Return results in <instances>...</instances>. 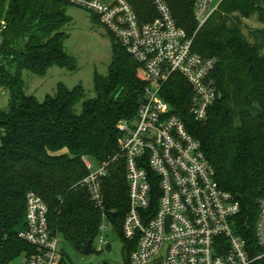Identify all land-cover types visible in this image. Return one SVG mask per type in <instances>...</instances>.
I'll return each instance as SVG.
<instances>
[{
	"label": "trees",
	"instance_id": "obj_1",
	"mask_svg": "<svg viewBox=\"0 0 264 264\" xmlns=\"http://www.w3.org/2000/svg\"><path fill=\"white\" fill-rule=\"evenodd\" d=\"M130 1L141 21L157 16L149 0ZM164 1L177 25L193 39L194 52L215 59L221 97L205 123L189 115L191 88L183 79L167 85L163 97L201 142L219 185L240 203L239 234L256 257L264 252L255 239L258 200L264 198V29L252 34L251 42L243 20L256 18L264 27V0H224L200 29L197 0ZM68 6L60 0H0V20L6 22L5 28L0 23V92L9 93L7 108L0 110V264L34 253L18 237L30 191L47 204L51 228L77 252L94 242L102 214L81 185L88 175L84 159L102 164L118 156L117 124L135 119L144 96L140 65L110 33L112 62L106 76L95 73V98L85 100L81 85L70 89L62 83L42 102L25 93L24 71L45 77L52 67L77 70L64 45V28L71 22ZM125 174L124 163L116 162L104 181L105 212L122 237L128 208ZM123 240L128 263L137 244ZM62 255L60 264H71ZM252 264H264V258Z\"/></svg>",
	"mask_w": 264,
	"mask_h": 264
},
{
	"label": "built area",
	"instance_id": "obj_2",
	"mask_svg": "<svg viewBox=\"0 0 264 264\" xmlns=\"http://www.w3.org/2000/svg\"><path fill=\"white\" fill-rule=\"evenodd\" d=\"M99 17L140 65L139 77L146 84L137 115L121 120L119 154L112 162L84 159L88 175L81 185L102 214L99 240L115 225L105 212L104 181L109 167L123 162L126 171L128 208L121 224L123 238L137 246L128 264H252L240 236L237 217L240 203L224 190L201 142L193 137L185 119L163 97L165 87L177 78L191 88L188 113L205 123L220 99L214 78L215 59L194 52L193 39L181 29L164 0H149L157 16L143 22L130 0H60ZM224 0H197L198 29L219 10ZM3 28L4 20H0ZM27 210L18 237L34 248L22 264H60V235L50 226L49 208L35 192L26 195ZM256 246L264 251V198L258 200ZM114 214V211L111 212Z\"/></svg>",
	"mask_w": 264,
	"mask_h": 264
},
{
	"label": "rangeland",
	"instance_id": "obj_3",
	"mask_svg": "<svg viewBox=\"0 0 264 264\" xmlns=\"http://www.w3.org/2000/svg\"><path fill=\"white\" fill-rule=\"evenodd\" d=\"M67 15L71 22L65 26L67 34L65 50L76 61V71L67 68L52 67L45 77L35 76L29 71L23 72L25 93L35 96L39 101H44L48 95L57 93L58 85L64 84L68 88L81 85L85 91V100L96 97L94 87L95 73L106 76L112 62L113 41L109 32L95 21L94 14L76 6L67 7ZM264 29L256 18L243 20L245 36L253 42L252 34ZM1 43V38H0ZM9 103V93L0 92V110H5ZM76 112H82L81 103L76 107ZM94 163V160L90 159ZM107 243L98 251L99 240L92 243L94 254L85 256L77 252L69 242L60 237L59 247L71 264H128L126 261L127 247L118 230L113 229L105 233ZM24 255L17 257L10 264H22Z\"/></svg>",
	"mask_w": 264,
	"mask_h": 264
},
{
	"label": "water",
	"instance_id": "obj_4",
	"mask_svg": "<svg viewBox=\"0 0 264 264\" xmlns=\"http://www.w3.org/2000/svg\"><path fill=\"white\" fill-rule=\"evenodd\" d=\"M82 254L85 256H90L94 254V250L92 248V243L89 242L87 245H85L82 249Z\"/></svg>",
	"mask_w": 264,
	"mask_h": 264
}]
</instances>
